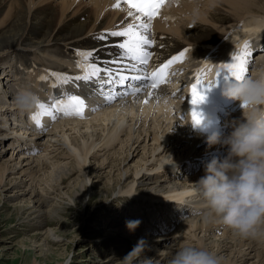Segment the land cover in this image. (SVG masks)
Here are the masks:
<instances>
[{
    "label": "bare ground",
    "instance_id": "obj_1",
    "mask_svg": "<svg viewBox=\"0 0 264 264\" xmlns=\"http://www.w3.org/2000/svg\"><path fill=\"white\" fill-rule=\"evenodd\" d=\"M109 1L110 0H91V3L93 4V8L88 10V13L90 14L89 17L86 18L84 21H79L78 18L76 17L70 20H68L67 18L68 17L67 12L72 6L73 0H0V27L1 29L2 28L7 29L5 32H2L4 34L0 37V49L2 50V51L0 50V57L3 56V58L1 59L4 60V67L2 69V74L4 73L3 70L6 69L5 72H8V73H4L3 77H6L7 82L5 83V85L9 89V92H11V95H12V96L7 95L8 89L0 88V96L1 95L5 96V99L7 96L8 98L6 100L8 102H10L9 98L12 100L14 99V96L18 92L17 88L19 86V83L17 82V80H19L20 82L22 79L21 77L17 78V74L18 76H23L24 72L21 67H25L24 71H28L27 75L29 76V78L26 77L28 80H22L21 82L25 84V81H26V84H25L26 89L31 90L35 94V96L46 97L47 92L43 91V89L45 88L44 86L50 85L49 79L46 80L45 82L43 81L39 82L38 77L41 75V73H37V72L41 71L44 74V67H48L50 69H53V67H56V71H58L59 68H62L63 65L66 63V60H64L61 55L67 54L68 46L80 45L81 43H92L91 33H86V31L89 29V28H86V26L90 23V18L92 20V24H94V29L89 30L90 32H93L94 30L97 29V26L102 25L104 23L105 19H101V20L98 19L101 15L99 14V11L104 7V5L106 6L109 3ZM204 4L207 6L208 9L219 11L218 12L219 14H224L222 15L220 20H224L227 18V19H232V20L236 19L235 23L233 24L240 22L239 25H237L236 29L234 30L233 34L230 36V41H232L231 44L234 45V47H237L238 45L242 44L243 41L247 39V35H251V31H255L256 35H253L255 39H260V37L264 36V31H263L264 30V12L261 9L264 5L261 3L260 0H256V1L255 0H215L214 6H210L212 5V0H204ZM47 8H50V11L43 12ZM114 14L115 12L112 13V16H114ZM73 15L74 14L72 13L71 16ZM237 18H240V19H237ZM216 19H213V21L218 22L216 21ZM207 21L212 22V20H207ZM234 26L235 25H232L230 29H232ZM159 27L160 25L157 24L156 28L159 29ZM181 36L185 40H190L186 36L185 31L182 32ZM246 43L247 45H250L249 48L254 47V44H250L248 42H245L244 45ZM8 52H10V54ZM13 52H15V54H19L20 60L18 62L14 60L13 63H10L11 61L9 59L10 57H12L10 55L11 53L13 54ZM256 62L260 65V67L264 66V53L259 54V57L257 58ZM16 64L19 65L18 68H13L14 65ZM24 64L25 66H23ZM13 76H14V79L11 80ZM145 96L146 94H143L141 98ZM8 104L10 105L9 108H15L14 101ZM34 107H36V104ZM117 107L124 108L125 110H121V111H124V113H126L127 111V114L130 113L131 111L136 112L138 108H142L143 111H140V112L143 113V115L141 114L142 116H140L134 112V114L131 113L132 116L128 114L130 115L131 118H128L127 116L128 118L127 120L125 119L126 114L122 113L123 116H121L120 118L118 116L117 121H115L114 119L112 120V117L115 116L114 111L117 110ZM104 109L105 110H103V112L106 111V109H108L107 110L108 117L105 120L102 119V121L100 122L101 123L100 126H103L100 128L101 132L97 131L98 127L95 126L94 124L97 122L96 119L98 118L100 119L103 116L100 117L96 113H95L96 116H93L95 114L92 113L93 115H91L86 110H84L83 118L72 117L73 120H71L70 117H67L69 120L65 117H64L65 119L63 118L64 121H66L67 119V121L70 123L68 122L60 123L59 122V123L54 124L52 122L53 125L61 124V130H59L60 127L58 128L59 132H61L59 134V138L56 137L55 133H52V134L49 133L52 129L51 130L49 129L50 131H48L47 129L48 132L39 130V129L34 131V128L37 126L35 123H33L32 119H31L32 122L29 125L30 121H27L25 119V121H27L28 123L26 124V122L24 123L22 121V118L17 119V115L14 121V124L18 123L19 125H16L14 126V128H12L10 127L11 122H9L11 118L10 119L6 118V115L2 113L4 115L0 114V135H3L1 136V138H3L4 135H7V134L10 135L13 132L15 133L14 135L11 136L12 139L9 138V140L7 139V140H3L0 142V144L2 143L4 144L7 141V145H10L9 154L7 153L8 150H5V151L0 150V160L5 157L6 153L9 156H14L15 150L17 151L21 150L22 153L26 154V153H33L34 148L37 149L38 147H42L41 149H43V146H45L44 149H46L49 146L50 147L52 146L54 147V149L59 150L60 146L62 145L65 147V149L64 148L63 149L66 151L67 155L62 154L60 156L62 157L67 156L68 159L70 160L71 155H72L73 160L71 159V161H67V167L69 168V171L70 170L72 171L75 169L77 171L76 180H75L76 183L73 184V187L71 186L72 187L71 193H75V196H77L78 199L82 201L84 198L85 190H86L85 186H88L89 189L93 190L94 189L93 185L97 183V181H93L94 177H92L90 173L89 164H87L86 159L88 156L90 157L93 154L94 152L93 149L95 148L96 143H98L96 141L100 137L102 140H105V141L106 140L108 141L109 139H112V141H114L117 138H119L118 141L120 140V141L125 142L126 149L123 150L122 148H120L121 150L119 149L117 152L113 154L115 156L118 154V157L121 156L119 158L117 157L118 161H124V162L128 159L130 155L132 156L134 152H137V149L141 145L140 143H142V146L146 147L147 142L150 140L152 142V145H151L152 154L151 155L155 159L162 158L167 153L168 149L170 150V152H173L175 156H177L181 154L182 150L186 151L187 149L191 150L192 148H194L193 145H190L189 139H183L178 136L177 128L176 126H174L175 125L174 120L170 114L169 107H167L166 104L155 103L153 97L147 103H142L141 101H138V102H134V104L130 103L127 105L124 104V105L109 106ZM152 110H154V112ZM104 115L105 117L107 116L106 114ZM156 115H157V118L153 119V117H155ZM61 116L63 115L61 114ZM91 117H94L95 119L92 120ZM28 119H30V117ZM39 120L41 124H43V123H46L44 121H47L48 119L45 120V115H40ZM107 127L109 128V131L104 134L105 132L104 130ZM8 129L11 131V133L7 131ZM72 132H75L77 136L75 135L72 136ZM16 133L19 135L21 133L22 138L24 137L25 140L28 142L26 141L22 142L23 139H21L22 140L21 141L19 138L20 136H18ZM43 136L44 137L46 136L45 141H42ZM119 136H123L126 139L125 138L122 139ZM99 142L102 143L101 145L104 144V142H102L100 139H99ZM108 142H110V140ZM178 142L180 143L178 144ZM17 143H20L21 149H16ZM107 144L108 143H106V145ZM131 145H136L135 148L133 149V153L131 152L132 151L131 149L133 148V146L130 148ZM112 147L113 146H111V148ZM112 149H115V148H112ZM49 151H51V149ZM143 152H146L145 149ZM154 152H155V156H154ZM45 154L47 156L48 153H45ZM47 159L50 160L49 158ZM140 159L143 160V158H140ZM155 159H153L151 162L147 164L149 166L144 165L141 167V165L139 164L138 165L139 168L134 170L132 173H130L131 168H128L127 170L124 169V175L122 171H120L119 175L116 174L120 178L116 179V181H113L112 185L114 184L115 185L112 186V188H114L115 186L118 187L120 183L118 182V180L119 179L122 180V177H123V182H125L126 179L130 178L131 182L128 185L127 184L125 185L124 190L122 189L123 187H120L119 191L126 192L127 194L132 195L133 197L134 196L145 197L148 200H151L150 198L162 199L163 198L162 194L168 193L171 190V188H169V186L166 184V179H155V177L151 178L147 174V170L149 171V170L154 169L155 166L153 164L151 165V163ZM11 161L12 160L10 157L8 160H3L2 162H0V186L1 187L5 186V190H2V191L6 192L5 194V198H7L6 201L11 202V203L13 202L11 209L14 210L16 213H18L21 211L22 208L29 209L32 206L28 205V203L25 201L26 195L23 193H15L11 191V193L7 194L9 187L6 188V186L11 185V180L9 179L10 176L8 177V175L12 172V170H15L14 168L16 166L15 164L9 165L10 164L9 162ZM118 161L117 160L113 161V160H110V158H106V157L101 160V162H103V165H106L107 167H110V168H112L113 165L114 167H116L114 163L115 162L118 163ZM56 162L53 166V162L50 161L53 169L60 164V163L56 164ZM117 166L119 167V165ZM140 168L143 170L145 169L146 173H141L139 171ZM65 172L62 171L61 173H59L60 174V176L58 177L59 180H61L62 177H64L63 180H65V177L67 175V173ZM172 174L174 176L173 171H172ZM72 175H74V172ZM202 175H203V171L199 170L197 174H195L194 176L195 180L197 181ZM143 177H146V178L144 179ZM180 177L181 176L178 175L174 177H168L167 179L169 182L175 183V182H180ZM86 179L88 180V182H86ZM188 180L194 181L193 178L188 179ZM184 181H186V179ZM110 182H107L106 185L108 183L110 184ZM143 182H146V183L144 184ZM147 182H152V183L148 184ZM77 184H79V189L76 188ZM52 187L54 188L55 186H52ZM46 188L47 189L43 188L46 190L44 191L45 195L41 192L38 193L41 197H43L39 201L35 200L34 198L35 194H34L33 189H31L29 193L28 198L29 199L34 198L32 202L35 203V206L33 205L32 209L34 207L37 208L35 210L37 214L39 213L45 214L51 211L55 212L58 209L56 207L51 206L50 204H47V205L45 204V202H48L51 200H52V203L54 204H57L58 202L55 194L52 195V197H47L49 195L50 188L49 190H48V187ZM104 190L106 191V189ZM104 190H101V192L102 191L105 192ZM191 192H193L192 189L188 191L185 190L183 191V194L181 196V197H184L186 195L188 196L187 203H189L191 200H195L196 198L194 194ZM71 201H73V199ZM184 205H186L185 202L181 204V206H184ZM48 207H50L49 210L44 209ZM200 208L201 207H199L198 205H193L190 207L189 210H191V212L188 214L187 217L184 218V221L182 223V228H184L185 234H191L193 235L194 239H196V242H197L196 247L204 246L207 248L208 244H211V245L213 244L219 248L218 246L219 241H223L222 234L223 236L224 235L227 236L229 233V230L218 220L213 221L211 223L205 222L203 217L195 214V210L200 209ZM169 216L171 218L167 217L165 221H162L159 224L161 229H164L165 225H169V227L166 229L168 230L173 229V223L174 221L177 220V217L174 218L175 214L172 212L169 214ZM191 218H192V222L194 223L189 222L188 219H191ZM197 227L201 229L202 235L200 236L196 234L197 232L195 233V230L197 229ZM203 227L204 228L208 227V228H206L205 230L203 229ZM208 231H212V235L214 236L213 238L211 236H208ZM220 231L222 232V234ZM175 232L176 231L172 232V234H174ZM165 233H168V231H166ZM229 234L231 235V232ZM51 236L53 235L51 234ZM161 236H164V235L161 234ZM258 236L259 237L264 236V226H261ZM258 236L256 237L258 238ZM170 237L171 236H166L162 240H158L156 243H150V244L148 243V241H145L143 244L140 245V248L138 250L141 251V249L143 248L144 250H147L148 248H155L158 245H161L162 248L156 250L159 253H157L154 257H155V260H158V262H160L161 264H166V261L168 258H170V254L172 252V248L170 247L171 245H168L167 243ZM230 240L232 241L228 242L229 246L236 248L235 251L237 252L238 255L241 256V258H244V256H247L248 254H250L251 249H249L248 246L252 244V242L256 241L253 238L242 239V238L235 237L233 235L230 236ZM258 243L259 242H257V245ZM244 246H246L247 249L242 251L241 248ZM39 250L42 251L43 248L41 247V249ZM130 250H133L132 246L126 245V244L122 245L123 253L128 252ZM259 251L260 250H258V252ZM114 253H116V251ZM251 254H252V251H251ZM253 255L254 257H256L255 253ZM136 258L137 257H133L132 255H130V257L124 259V261H122L119 264H131ZM218 259H219V264H229L230 263L229 262L230 260L228 261V259L222 258L221 256H219ZM234 259L235 258H233V260L231 261V264H236L233 262L235 261ZM145 261L146 259L143 258L137 264H144ZM237 262L241 264L240 259H237ZM109 263L110 262H103L102 264H109ZM251 264H255V263H251Z\"/></svg>",
    "mask_w": 264,
    "mask_h": 264
},
{
    "label": "rangeland",
    "instance_id": "obj_2",
    "mask_svg": "<svg viewBox=\"0 0 264 264\" xmlns=\"http://www.w3.org/2000/svg\"><path fill=\"white\" fill-rule=\"evenodd\" d=\"M261 1H264V0H261ZM261 9L264 12V6ZM2 29L0 27V37L4 34L2 32H5L7 30L5 28H2ZM8 53L10 54V52ZM10 56H12L9 59L11 61L10 63H13L14 60L16 62L20 60L19 54H15V52H13V54L11 53ZM1 58H3V56L0 57V78H1L0 81H2L3 83L6 81V77L2 79V76H3L2 69L4 67V60H2ZM18 66L19 65L16 64L14 65L13 68H18ZM23 66H25V64ZM21 68L23 69L24 74L23 76H18L17 74V78L21 77L22 78L21 81L28 80L27 79L29 78V76L27 75L28 71H24L25 67H21ZM3 71L5 72L6 69ZM5 73H8V72H5ZM12 79H14V76L11 78V80ZM21 81L19 82V80H17V82L19 83L18 87L26 89L25 87L26 81H25V84L22 83ZM0 88L6 89V87H3L2 84L0 85ZM8 103L9 102L5 99V97L1 95L0 96V114L4 113L6 115V118L8 119L11 118L10 119L11 121L9 120V122H11L10 127L14 128V126H16V124H14L16 115H17V119L18 118L21 119L22 113H20L17 109L15 110L13 108L8 109V107H10ZM141 109L142 108H138V110L134 112L142 116L143 113H141L140 111H143V109L142 110ZM34 110L36 111V107H34L30 112H28L29 114V115L27 114L28 118L31 117L30 115L32 114L30 113L34 112ZM103 110H99L98 112H95L100 117L103 116L100 119L98 118L99 116L96 117L100 120L99 121L98 119H96L97 122L94 124L95 126L98 127L99 129V130L97 129L98 132H101L100 128L103 127V126H100L101 124L100 122L102 121V119L105 120L108 117L107 115L108 109H106V111L104 112ZM121 110H125V109L122 107H119V108L117 107V110L114 111L115 116L112 117V120L114 119L115 121H117V117L119 116L120 118L121 116H123V114H126L125 119L128 120V118H131L130 115L132 116L131 113L134 114V112L131 111L130 113H128L130 115H128L127 111L126 113H124V111H121ZM100 111H102L103 113ZM152 111L154 112V110ZM96 114L93 116H96ZM104 114H106L107 116L105 117ZM46 116L51 118V116L45 115V120L49 119ZM60 117L64 118V116H61V115ZM28 118L26 120L30 121L29 122V125H30L32 120L31 118L30 119ZM156 118H157V115L153 117V119H156ZM67 119L66 121H64L63 119L56 118V120L53 121V123L54 124L59 123V122L66 123L68 122ZM70 119L73 120L72 117H70ZM91 119L94 120L95 118L91 117ZM22 121L24 122L23 119ZM27 121H25L26 124H28ZM47 121H44V122L48 124L49 122ZM53 123L52 122L49 123L48 126L50 128L47 126V129L48 131L52 129L49 133L51 134L55 133L56 137L59 138V134L61 133L59 132V130H61V124H57L58 125L57 126V125H53ZM107 128L104 130L105 131L104 134L109 131V128L108 129ZM7 131L11 133L9 129ZM14 133L15 132L11 133L10 135L7 134L10 137L6 138L5 140L7 139L9 140V138L12 139L11 136L14 135ZM21 133L20 135L19 134L17 135L20 136L19 137L20 140L23 139V141L22 140L21 141L24 142L26 140L24 137L22 138ZM73 135L77 136L75 132H72V136ZM119 137H121L122 139L125 138L123 136H119ZM99 139L102 142L105 141V140H102L101 137L98 138L96 141L98 143H96V146H95V148L97 149L94 148L93 154L91 153L92 155L90 157L88 156L86 159L87 164H89L90 173L92 177H94L93 181H97L98 184L96 183L93 185V188H94L93 190L89 189L88 186H85L86 190H85L84 198L82 200L83 202L80 199H78L77 196H75V193H71L73 184L76 183L75 180H76L77 171L76 169L69 171V168L67 167V161H71V159L73 160L72 155H71L70 160L68 159L67 156L65 157L60 156L62 154L67 155L66 151L64 150L65 149L64 146L61 145L60 148L58 147L59 150L54 149V147L52 146L51 147L49 146L46 149H44L45 146H43V149H41L42 147H38L37 149L34 148L33 153H26V154L22 153L21 150H18V151L13 150L14 156H9L8 154L10 153V149H9L10 145H7V141L4 144L3 143L0 144V150L2 151L8 150L7 152L8 154L6 153L5 157L2 158L0 162H2L3 160H8L11 157L12 161L9 162L10 163L9 165L11 164L16 165L14 168L15 170H12V172L8 175V177L10 176L9 179L11 180V185L6 186V188L9 187L7 194L11 193V191L15 193H23L26 195L25 201L28 203V205L33 207V205L35 206V203H33L32 200L35 198V200L39 201L41 198H43L38 193L41 192L45 195L44 191H46L45 189H47L46 187H48V190L50 188V191L47 197H52V195L55 194V196L57 197V201H58L57 204L52 203V200L45 202L46 205L50 204L51 206L58 208L57 211L55 212L51 211L45 214H42V213L37 214L35 211L37 208L34 207L32 209V207H30L29 209L22 208L20 212L16 213L14 210L11 209L13 202L11 203V202L6 201L7 200V198H5L6 192L2 191V190H5V186L4 187L0 186V264H102L103 262H110L109 264H119L122 261H124V259L130 257V255H132L133 257H137L131 264H137L143 258L146 259L144 264L146 263L161 264L160 262H158V260H155V257H154L157 253H159L156 250L162 248L161 245H158L155 248H148L147 250H144V248L141 249V251L138 250L140 248V245L143 244L145 241H148L149 244L156 243L158 239L161 238L159 236L160 234L158 236L152 237L150 236L151 233L149 232V233H144L142 235L135 237V236L129 235L128 234L129 232L125 233L123 231L122 226H124L125 230L127 231V228H128L127 223L123 225L122 222H116V221L108 222L109 218H112V219L116 218L119 221L120 216H121L120 213H117L115 211L117 204L115 205H112V204L118 200H125V199L127 200L129 199V196H130L126 192L119 191L120 187H123L122 189L124 190L125 185L126 184L128 185L131 182L130 178L126 179L125 182H123V177H122V180L119 179L118 182L120 183L118 187L115 186L116 188L115 187L112 188V186L115 185V184L112 185L113 181H116V179L120 178L119 176H117L119 175L120 171H122L124 175V169L127 170L128 168H131L130 173H132L134 170L139 168L138 167L139 164L141 165V167L144 165L149 166L147 164L151 162L153 159H155L151 155L152 154L151 153L152 152L151 150L152 142L151 140L148 141L146 144V147L142 146V143H140L141 145L137 149V152H134V154L132 155L133 157L130 155L128 159L124 162V161H118V158L121 156L118 157V154L116 156L113 154L117 152L120 148L125 150L126 149L125 142L120 141V140L118 141L119 138H117L114 141H112V139H109L111 143L108 142L109 140L108 141L106 140L104 144L101 145L102 143L99 142ZM45 140H46V136L45 137L43 136L42 141H45ZM106 143L108 144L106 145ZM113 143H116V145L112 147L115 149H112L110 147V145L112 146ZM16 145H17L16 149H21L20 143H17ZM132 146L133 148L131 149L132 150L131 152L133 153V149L135 148L136 145H131L130 148ZM50 149L51 151H49ZM144 149L146 152H143ZM155 152H154V156H155ZM45 153H48L47 156ZM105 157L110 158V160H113V161L117 160L118 163L117 162L114 163L117 168L114 167V165L112 168L107 167L106 165H103V162H101V160ZM47 158H49L50 160H48ZM140 158H143V160ZM50 161L53 162V166L56 161H58L56 162V164L57 163H60V164L53 169ZM116 164L119 165L120 168ZM152 164L153 162L151 163V165ZM62 171L63 172L66 171L65 173H67L65 180H63L64 177H62L61 180L58 179V177L60 176L59 173H61ZM139 171L141 173H146L145 169L143 170L140 168ZM73 172H74V175H72ZM148 172L149 171L147 170V173ZM149 175L151 174L149 173ZM190 177L192 178V176ZM143 178L145 179L146 177H143ZM185 179L187 180V178ZM86 182H88L87 179H86ZM107 182H110V184L108 183L106 185ZM143 183L145 184L146 182H143ZM147 183L150 184L152 182H147ZM51 185L55 187L53 188ZM76 188L79 189V184L76 185ZM31 189L34 190L35 195H34V198L29 199L28 197H29V193ZM104 189H106V191ZM101 190H104L105 192L103 191L101 192ZM117 195L119 196L117 197V199H115ZM72 199L73 201H71ZM44 209L49 210L50 207L44 208ZM165 213L166 212H164L162 207H160L157 212L152 213L151 219H153L155 215L156 216L158 215V218H157L158 220ZM132 221H139V224H138L139 227L145 226V224H143L144 219H138V220H132ZM206 228L208 227H205V228L203 227V229L205 230ZM174 231L176 232L172 234V232ZM181 232H183L182 224H178L177 226H174L172 230H169L168 233H162V235H164L165 237L171 236L170 239H168V242H169L168 245H171L170 247L172 248V252L170 254V258L167 259L166 264H169V261L171 260L172 255L180 248L184 246H195L196 247V244H197L196 239H194L193 235L185 234V232H184V236L185 237L187 236L186 239H184L181 242L176 243V240L181 238L180 237L182 235ZM195 233L198 236L202 235L201 229L198 227L195 230ZM229 233L227 235L228 236L227 238V236L224 235L226 236L224 237L221 232L223 241H219V245H218L219 248L213 244L212 245L208 244L207 249L213 252L217 257L221 256L222 258L228 259V261L230 260L229 264H231V261L233 260V258H235L234 259L235 261L233 262L236 264H240L239 262H237V259H240L241 264H251V263L264 264V249H263L264 242H262V240H264V236H260V237L258 236L259 241H255L256 244L255 242H252V244H250L251 246L246 245L249 247V249H251L250 254H248L247 256H244V258H241V256L238 255L237 252L235 251L236 248L229 246L228 242L232 241L230 240V236L232 234L230 235ZM51 234L53 236H51ZM208 236H211L212 238L214 237L212 235V231H208ZM154 239L155 240L157 239V241H155ZM162 239L163 238L159 240H162ZM257 242H260V243H258L257 245ZM180 243H181V247H180ZM125 244L132 246L133 250L123 253L122 245H125ZM246 246L241 248L242 251L247 249ZM41 247L43 248L42 251L39 250L41 249ZM258 250H260L259 252L261 253H259ZM115 251L116 253H114ZM215 251L217 252V254ZM251 251H252V254H251ZM227 252L230 253L231 255L228 254ZM254 253L256 257H254L253 255Z\"/></svg>",
    "mask_w": 264,
    "mask_h": 264
},
{
    "label": "clouds",
    "instance_id": "obj_3",
    "mask_svg": "<svg viewBox=\"0 0 264 264\" xmlns=\"http://www.w3.org/2000/svg\"><path fill=\"white\" fill-rule=\"evenodd\" d=\"M215 0H212L214 6ZM188 13L197 23L199 0H192ZM221 94L239 101L249 114L230 124L224 132L213 131L206 137L209 147L220 145L224 152L204 163V174L193 183L194 196L202 203L195 210L205 222L218 220L233 236L255 238L264 226V73L243 80H226ZM14 104L20 113L30 112L36 96L29 89L19 90ZM196 127L206 130L202 123ZM139 221L127 222L131 230ZM169 264H219L218 257L206 247L184 246L177 250Z\"/></svg>",
    "mask_w": 264,
    "mask_h": 264
},
{
    "label": "snow or ice",
    "instance_id": "obj_4",
    "mask_svg": "<svg viewBox=\"0 0 264 264\" xmlns=\"http://www.w3.org/2000/svg\"><path fill=\"white\" fill-rule=\"evenodd\" d=\"M124 3L128 5L129 9H134L133 11H128V16H133L135 13H139L140 15L136 16V19L139 20L141 17H146L148 21L157 14L159 9L163 6L164 0H124ZM113 7L119 8L120 4L117 3L113 5ZM149 32V24L142 23L140 25H128V27L119 31H112L108 35L123 37L124 42L119 44V48L122 50L123 55L129 57L132 61L136 63L133 64V70L136 69V65H143L148 62V52L146 51V46H150L151 41L146 35ZM99 40L106 39V36L100 35L96 37ZM247 43L244 45V48L238 52L234 57L231 58L230 63H225L219 65L220 68L225 69L224 72H217L216 78L214 81L207 82V86H215L218 77L221 76L222 73H225V79L231 78L233 80H243L246 78L247 72V56L250 55V52H247ZM94 51V50H93ZM93 51H81L77 52V64L76 66L81 70L82 75H77L75 77H70L65 74L59 73H50L48 75H42L39 79L48 80L50 77H54V82L52 83V87L54 89H59V95L54 97L53 102L50 106L42 103L36 98V114L32 115L30 118L34 121L37 128H40V115H49L53 119L56 118V114H62L64 117H79L83 118V112L86 107L85 98L80 95L68 92L66 89V85L69 83H74L75 81L84 82L85 86H88L94 83L97 78H100L102 75L107 77L103 82L111 83V84H124L126 80L129 79L127 75L123 73H117V78L113 79V74L111 71L102 70L100 67H97L95 62H89L91 57L93 56ZM183 55V53L181 54ZM176 59V58H174ZM173 63V61H169L168 64L164 65L159 71H153L150 74L151 84L150 88L156 89L159 87L161 83L165 82L164 71L167 69L168 65ZM211 71V69H209ZM133 80L141 79L139 76L131 77ZM80 85H77L79 87ZM201 88H204V82L197 78V82L191 86L190 89V99L191 104L193 106V110L191 112V119L193 126H198L201 124L202 116L200 112L197 111V106L201 104L205 97L201 92ZM141 91L139 87H133L131 92H125L119 94L117 92H110L108 94H103L104 99L107 103H111L113 100L117 98V95H136ZM243 107V106H242ZM54 110V111H53ZM95 110V109H93ZM55 113V114H54Z\"/></svg>",
    "mask_w": 264,
    "mask_h": 264
}]
</instances>
